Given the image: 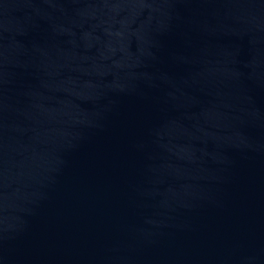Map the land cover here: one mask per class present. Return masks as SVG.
Here are the masks:
<instances>
[{
    "label": "water",
    "instance_id": "95a60500",
    "mask_svg": "<svg viewBox=\"0 0 264 264\" xmlns=\"http://www.w3.org/2000/svg\"><path fill=\"white\" fill-rule=\"evenodd\" d=\"M0 264H264V0H0Z\"/></svg>",
    "mask_w": 264,
    "mask_h": 264
}]
</instances>
